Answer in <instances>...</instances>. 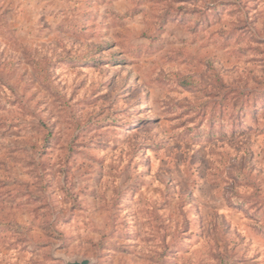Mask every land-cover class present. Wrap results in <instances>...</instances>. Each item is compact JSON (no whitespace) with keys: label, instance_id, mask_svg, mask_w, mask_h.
Masks as SVG:
<instances>
[{"label":"rangeland","instance_id":"obj_1","mask_svg":"<svg viewBox=\"0 0 264 264\" xmlns=\"http://www.w3.org/2000/svg\"><path fill=\"white\" fill-rule=\"evenodd\" d=\"M264 264V0H0V264Z\"/></svg>","mask_w":264,"mask_h":264},{"label":"water","instance_id":"obj_2","mask_svg":"<svg viewBox=\"0 0 264 264\" xmlns=\"http://www.w3.org/2000/svg\"><path fill=\"white\" fill-rule=\"evenodd\" d=\"M65 264H89V261L88 260H81V261H73V262H70V261H66Z\"/></svg>","mask_w":264,"mask_h":264}]
</instances>
